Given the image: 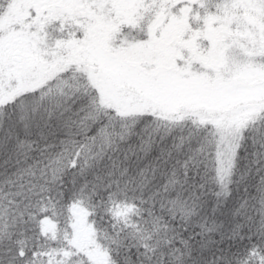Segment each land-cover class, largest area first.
Returning <instances> with one entry per match:
<instances>
[{"label": "snow or ice", "instance_id": "6c2138e0", "mask_svg": "<svg viewBox=\"0 0 264 264\" xmlns=\"http://www.w3.org/2000/svg\"><path fill=\"white\" fill-rule=\"evenodd\" d=\"M0 264H264V0H0Z\"/></svg>", "mask_w": 264, "mask_h": 264}]
</instances>
